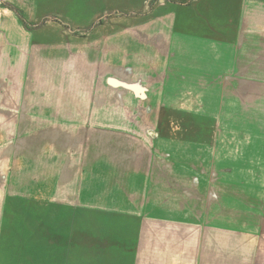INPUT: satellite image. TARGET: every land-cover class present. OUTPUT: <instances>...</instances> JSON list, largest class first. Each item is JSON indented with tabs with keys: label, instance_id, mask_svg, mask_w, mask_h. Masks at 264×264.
Here are the masks:
<instances>
[{
	"label": "crops",
	"instance_id": "0c3cea01",
	"mask_svg": "<svg viewBox=\"0 0 264 264\" xmlns=\"http://www.w3.org/2000/svg\"><path fill=\"white\" fill-rule=\"evenodd\" d=\"M0 264H264V0H0Z\"/></svg>",
	"mask_w": 264,
	"mask_h": 264
},
{
	"label": "rangeland",
	"instance_id": "374dc122",
	"mask_svg": "<svg viewBox=\"0 0 264 264\" xmlns=\"http://www.w3.org/2000/svg\"><path fill=\"white\" fill-rule=\"evenodd\" d=\"M106 16V15H105ZM104 17V16H102ZM101 19V18H100ZM99 19V20H100ZM43 21H56V22H61V19L58 16H48L47 18H45Z\"/></svg>",
	"mask_w": 264,
	"mask_h": 264
}]
</instances>
